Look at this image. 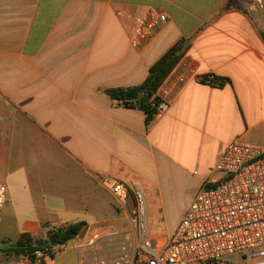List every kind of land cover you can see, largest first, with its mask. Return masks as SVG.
I'll list each match as a JSON object with an SVG mask.
<instances>
[{"label":"crops","instance_id":"obj_1","mask_svg":"<svg viewBox=\"0 0 264 264\" xmlns=\"http://www.w3.org/2000/svg\"><path fill=\"white\" fill-rule=\"evenodd\" d=\"M149 9L168 21L136 49L135 18ZM180 41L150 121L109 97L142 86ZM233 141L264 148V0H0V257L23 234L81 222L112 259L158 237L165 246L202 187L222 179ZM187 185L180 221L149 232ZM69 246L46 264H78Z\"/></svg>","mask_w":264,"mask_h":264},{"label":"built area","instance_id":"obj_2","mask_svg":"<svg viewBox=\"0 0 264 264\" xmlns=\"http://www.w3.org/2000/svg\"><path fill=\"white\" fill-rule=\"evenodd\" d=\"M167 21V14L157 9L136 17L132 46L149 44ZM216 172L222 179L202 187L165 246L146 240L131 260H116L106 254L103 235L82 230L70 243L78 264H264V148L233 141ZM114 192L125 195L127 189L119 185ZM6 201L7 186L0 183V223ZM57 230L49 229V235ZM109 236L119 234L113 231ZM69 245H48L0 264H46Z\"/></svg>","mask_w":264,"mask_h":264},{"label":"trees","instance_id":"obj_3","mask_svg":"<svg viewBox=\"0 0 264 264\" xmlns=\"http://www.w3.org/2000/svg\"><path fill=\"white\" fill-rule=\"evenodd\" d=\"M186 49L187 43L185 41H180L172 47L151 67L149 75L142 86L108 90L107 94L125 107L137 106L144 110L147 113V122L150 121L157 114V108L161 103V99L157 97V92L183 58ZM207 80H209V77L202 79L204 82H207ZM222 85L220 83V86ZM84 226L85 224L81 222L61 227L46 239H34L28 234H23L15 244L7 245V248L1 252L5 256H14L11 260H18L23 254L34 252L48 245H69L83 230Z\"/></svg>","mask_w":264,"mask_h":264},{"label":"rangeland","instance_id":"obj_4","mask_svg":"<svg viewBox=\"0 0 264 264\" xmlns=\"http://www.w3.org/2000/svg\"><path fill=\"white\" fill-rule=\"evenodd\" d=\"M190 189V186L187 185L184 187L185 192L175 200H170V202H167L165 206H160L155 212L153 213V226L149 225V232L151 231H159V232H165V231H171L175 225L180 221V218L183 214V208L188 203L187 198V192ZM54 228V227H53ZM58 229V228H56ZM47 237L49 236V233L51 231H47ZM152 233V232H151ZM160 245L162 246L166 240L163 238H159ZM71 252L70 246H67L66 249L61 251L59 254L62 256H66ZM236 257H239L237 255ZM14 256H1L0 260H11Z\"/></svg>","mask_w":264,"mask_h":264},{"label":"water","instance_id":"obj_5","mask_svg":"<svg viewBox=\"0 0 264 264\" xmlns=\"http://www.w3.org/2000/svg\"><path fill=\"white\" fill-rule=\"evenodd\" d=\"M147 91V90H146Z\"/></svg>","mask_w":264,"mask_h":264}]
</instances>
